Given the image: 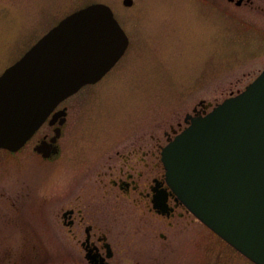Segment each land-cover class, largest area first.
Returning a JSON list of instances; mask_svg holds the SVG:
<instances>
[{"label":"rangeland","instance_id":"rangeland-1","mask_svg":"<svg viewBox=\"0 0 264 264\" xmlns=\"http://www.w3.org/2000/svg\"><path fill=\"white\" fill-rule=\"evenodd\" d=\"M90 3L108 6L132 44L97 84L64 103L69 118L50 160L24 151L0 161V264H82L56 223L59 199L88 165L78 172L79 158L110 137L115 148L149 134L163 144L194 106L211 108L264 67V14L227 0H0V74L58 19ZM188 233L169 264H253L198 222Z\"/></svg>","mask_w":264,"mask_h":264},{"label":"water","instance_id":"water-1","mask_svg":"<svg viewBox=\"0 0 264 264\" xmlns=\"http://www.w3.org/2000/svg\"><path fill=\"white\" fill-rule=\"evenodd\" d=\"M126 45L104 4L61 20L0 74V148L19 149L61 100L101 78ZM161 154L165 179L188 209L264 264V68L242 90L191 117Z\"/></svg>","mask_w":264,"mask_h":264},{"label":"flooded vegetation","instance_id":"flooded-vegetation-1","mask_svg":"<svg viewBox=\"0 0 264 264\" xmlns=\"http://www.w3.org/2000/svg\"><path fill=\"white\" fill-rule=\"evenodd\" d=\"M227 1L237 7L255 9L264 14V0ZM122 4L130 6L132 0L129 5H125L122 0ZM81 8L58 19L37 40L66 16ZM116 21L127 37L123 55L132 41L129 31ZM106 73L61 100L19 149L9 151L0 148L4 153L0 161L16 162L24 151L38 158L42 164L50 160L59 147L69 118V105L64 103L69 99L72 102L83 88L97 84ZM238 90L241 89L237 88L236 92ZM211 108H206L204 102L194 106L182 122H177V128L171 125L170 132H164L163 144L160 140L151 144L149 139L156 140L158 136L149 134L147 137H135L131 143L115 148L110 140L114 138L110 137L103 148L79 158L80 162L74 165L78 172L85 164L88 165L77 174L71 188L67 185V191L62 196L64 198L59 199L56 223L69 245L67 249L74 251L82 264H129V261L133 264H169L181 245L178 237L184 235L188 238V229L194 222L205 227L168 185L161 153L163 147L188 126L191 117L204 115ZM68 154L71 158V152ZM214 237L224 243L217 236ZM213 244L215 247L219 245L216 242Z\"/></svg>","mask_w":264,"mask_h":264}]
</instances>
